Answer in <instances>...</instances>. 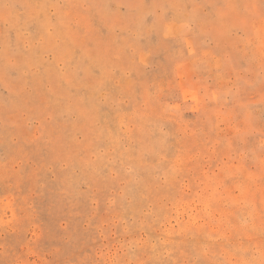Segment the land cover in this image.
<instances>
[{"label":"rangeland","instance_id":"rangeland-1","mask_svg":"<svg viewBox=\"0 0 264 264\" xmlns=\"http://www.w3.org/2000/svg\"><path fill=\"white\" fill-rule=\"evenodd\" d=\"M0 264H264V0H0Z\"/></svg>","mask_w":264,"mask_h":264}]
</instances>
